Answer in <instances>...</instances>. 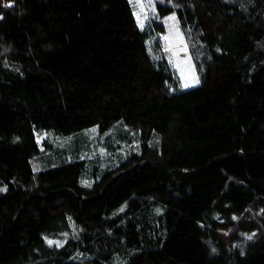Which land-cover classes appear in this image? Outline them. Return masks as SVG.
Here are the masks:
<instances>
[{"label": "trees", "instance_id": "trees-1", "mask_svg": "<svg viewBox=\"0 0 264 264\" xmlns=\"http://www.w3.org/2000/svg\"><path fill=\"white\" fill-rule=\"evenodd\" d=\"M145 1L0 0V264H264V0Z\"/></svg>", "mask_w": 264, "mask_h": 264}, {"label": "rangeland", "instance_id": "rangeland-1", "mask_svg": "<svg viewBox=\"0 0 264 264\" xmlns=\"http://www.w3.org/2000/svg\"><path fill=\"white\" fill-rule=\"evenodd\" d=\"M135 16L141 29H143L152 15V7L148 6L145 0H130ZM174 17V19H173ZM166 32L158 34L162 50L180 78V89L185 91L192 89L200 84L198 72L192 59L189 48L184 36H182L176 15H170L163 19ZM198 81V83L196 82ZM188 84V87L185 85ZM57 138V136H52ZM104 146L100 145V154L105 152Z\"/></svg>", "mask_w": 264, "mask_h": 264}, {"label": "snow or ice", "instance_id": "snow-or-ice-1", "mask_svg": "<svg viewBox=\"0 0 264 264\" xmlns=\"http://www.w3.org/2000/svg\"><path fill=\"white\" fill-rule=\"evenodd\" d=\"M7 7H10L11 5H6ZM173 19H174V17H173ZM197 83H198V81H196ZM189 85L188 84H186L185 85V87H188ZM4 189H0V191H3ZM248 239H251V236H249L248 237ZM49 243L51 244L52 243V241H49Z\"/></svg>", "mask_w": 264, "mask_h": 264}]
</instances>
